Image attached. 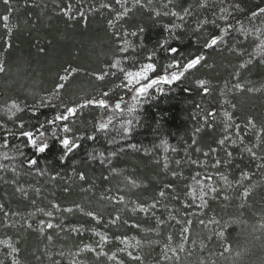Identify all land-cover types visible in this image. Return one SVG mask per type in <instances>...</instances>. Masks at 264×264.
Wrapping results in <instances>:
<instances>
[{
  "label": "trees",
  "instance_id": "1",
  "mask_svg": "<svg viewBox=\"0 0 264 264\" xmlns=\"http://www.w3.org/2000/svg\"><path fill=\"white\" fill-rule=\"evenodd\" d=\"M101 3L111 4L112 10L101 8ZM142 3L144 7L134 6L133 0H128L124 6L130 11L116 20L117 12L123 8L115 0H10L9 5L0 0V17L8 15V25L14 26L8 33L0 19V64L4 67L0 72V125L6 126L0 128V145L5 136L8 141L6 148L0 147V165H4L0 168V204L9 213L4 217L0 212V241L7 240L18 249L9 255L11 249L0 244L3 264H12L13 258L19 264H54L55 261L72 264L73 259L78 264H141L132 260L128 252L141 255L142 264H264V167H258L264 165V159L254 160L244 151L245 146H255L257 155L264 156V132L258 140L255 132L245 127L247 120L252 119L257 129L264 128V56L250 54L255 36L264 32V14H259L264 0H206L203 7L201 0L171 3L152 0L151 5L148 0H142ZM69 4L72 11L66 16L62 9ZM185 9L189 15H185ZM173 11L184 16V20L172 16ZM165 12L169 15H164ZM253 12L258 15L253 17ZM109 20L113 21L111 26ZM202 21L207 23L201 25ZM176 24L181 27H171ZM165 25L170 26L169 31ZM133 31L137 32L136 36L131 35ZM212 35L219 37L220 42L215 48H204L205 39ZM125 40L129 41V47L121 52ZM173 47L178 49L175 54L168 51ZM195 55H204L205 60L189 70L181 81L162 84L143 96L128 94L120 100V109L115 107L114 96H103L106 89L121 83L126 71L145 62L154 63L157 71L164 73L174 59L183 64ZM116 60L120 64L111 67ZM241 64L245 67L240 68ZM71 68L79 71L69 74V80L60 81L65 69ZM101 71L108 75L103 81L96 80L92 73ZM196 76L209 79L206 85L209 94L204 95L193 83ZM57 83H64L65 88L60 90L58 98L48 99ZM236 83L242 84L244 90H236ZM248 88L259 91L248 92ZM91 99H104L108 107H78ZM224 100L231 104H224ZM13 102L22 111L11 109L15 115L9 119ZM66 106L77 107V114L70 119L74 120L71 125L81 139L77 140L78 149L61 159L65 150L51 138L53 126L47 121L63 113ZM225 110L233 113L234 121L225 145L233 154L229 163L223 162L225 151L214 142L225 135ZM209 111L215 113L214 118L208 116ZM21 122L26 130L34 132L45 125L49 138L45 152L37 153L19 136ZM63 122H57V128ZM100 123L107 124V128L98 131ZM235 124L241 126L240 136L236 135ZM90 136L95 139H88ZM210 147L217 148V152L211 153ZM197 148L201 151L197 152ZM5 152L8 159L2 155ZM204 152L209 155L204 156ZM29 158L37 159L35 168L27 167ZM217 159L222 163L213 168ZM177 160L181 161L180 165L175 163ZM192 160L198 163L192 164ZM212 169L227 176L232 187L216 173L215 187L220 192L205 197L208 206L201 209L198 198L192 203L186 196L188 185L197 172L207 174ZM173 171L176 176L172 175ZM80 172L85 174V181L79 180ZM242 172L248 173V178L241 181ZM125 178L134 180L139 187L132 188ZM166 184H173L175 191L164 189ZM18 188L24 192L17 191ZM162 189L168 193L166 198L158 197ZM245 189L249 190L247 197L242 196ZM105 194L123 195L125 203H110L101 198ZM225 195L229 200L223 199ZM154 198L161 201L155 209L147 213L133 211L136 205L152 204ZM51 203L60 204L61 211L52 209ZM186 203L191 207L185 208ZM77 204L84 212L98 213L99 221L77 210ZM37 208L58 215L62 223L53 224L62 225L64 230L45 229L40 233L39 222L43 220L46 224L48 217ZM64 208H73V212H64ZM169 213L176 220H193L189 233L185 234L188 236L185 250L177 249L178 261L162 257L169 235L173 236V248L182 242L181 225L169 219ZM116 217L119 220L111 223ZM157 218L164 223L157 226ZM212 218L220 221V225L210 224L205 228L198 222L203 219L207 223ZM225 224L227 227H223ZM73 227L81 231H70ZM221 230L225 233L223 238L214 234ZM97 233L108 238L102 248L106 256L97 255L101 251ZM49 235L51 241L47 239ZM117 237L127 239L130 246L126 251H118L125 245ZM136 241L141 242V248L131 247ZM84 245H91L96 251L80 252ZM225 247L229 248L228 252L224 251ZM77 252L79 255L73 257ZM112 253H116L115 260L107 258Z\"/></svg>",
  "mask_w": 264,
  "mask_h": 264
},
{
  "label": "snow or ice",
  "instance_id": "2",
  "mask_svg": "<svg viewBox=\"0 0 264 264\" xmlns=\"http://www.w3.org/2000/svg\"><path fill=\"white\" fill-rule=\"evenodd\" d=\"M127 2H128V0H115V3L120 5L121 8H123L122 12H117L116 20H120L122 17L126 16L128 14V12L130 11V9H128L127 7L124 6V5L127 4ZM168 2L171 3L172 0H168ZM3 3L5 5H9L10 0H3ZM151 3H152V0H148V4L151 5ZM205 4H206V0H201V5L200 6L203 7V6H205ZM133 5L134 6L139 5L141 7H144V4L142 3V0H133ZM164 6L167 7V5H164ZM100 7L109 9L110 11L112 10V5L109 4V3H101ZM236 7H237V9H239V5H236ZM9 11H11L10 8H9ZM62 11H64V14L67 16L72 11V6L69 4L67 6V8L66 9H62ZM221 11H226V9H221ZM184 12H185V15H189L190 14L188 12V9H185ZM259 14H264V8L259 9ZM80 15H81V17H83L84 13L81 12ZM156 15L159 16L160 13L157 12ZM164 15H169V13L165 12ZM171 15L178 17L181 21L184 20V16H180L175 11L171 12ZM257 15H258L257 12H253L252 13L253 17H256ZM220 18L221 19H227V17H220ZM0 19H2L4 21V28L7 30V32L11 33L14 26L10 27L8 25L7 22L9 20V16L8 15H4V16L0 17ZM108 23L111 26L113 24V21L109 20ZM204 23H207V21L200 22L201 25H203ZM213 23H215V22L213 21ZM171 27L180 28L181 25L180 24H176V25H173ZM165 30L169 31L170 30V26L165 25ZM140 31L142 32L143 28H141ZM257 31H259V29H257ZM125 35H127V33H125ZM131 35L132 36H136L137 32L133 31L131 33ZM219 42H220V38L215 36V35H212L210 38L205 39L203 47L204 48H215V46ZM128 47H129V41L125 40L124 44H123V47L120 48V51L121 52H126L128 50ZM161 47H164V45H161ZM257 47L260 48L262 51H264V42H262ZM41 51H43V49H41ZM168 51H170L171 53L175 54V53L178 52V49L173 47V48H169ZM148 59L151 60L152 56L150 55L148 57ZM204 60H205V56L204 55H195L194 57L187 59L186 62H184L183 64H181L180 61L174 59L172 61V63L168 64L167 67L164 69V73L165 74L160 75V76H158L155 79H151L146 84H141L136 89V92L139 95L143 96L149 91V89H152L154 86H158V85H161V84L170 85L173 82L181 81V79L183 77H185V74L187 72H189V70H192V69L196 68L198 65H201L202 61H204ZM251 62H252L251 60L247 61V63H249V64ZM119 64H120V61L116 60L115 63L111 65V67L115 68ZM244 67H245V64H241L240 65V68H244ZM172 68L182 69V70L172 71L169 74L168 73V69H172ZM155 70H156V65L154 63H148L147 65L143 66L141 71H139V72H136V73L127 72L126 73V77L129 78L128 79V84H132V79H130L131 77H137V78H142V79L147 80L148 79V72L149 71H155ZM3 71H4L3 64H0V72H3ZM78 71H79V69H77V68L65 69V73L66 74L63 75V76H60L59 80L60 81H67V80H69V74H74V73H77ZM121 71H123V69H121ZM92 75L95 76L96 80L103 81L105 79V77L108 75V73L101 71L99 74L94 72V73H92ZM137 83H139V80H137ZM196 85H197V87L200 89V91L204 95L209 94L210 89H209V87L206 86V85H208V81L207 80L199 79V80L196 81ZM64 88H65V84L64 83H57L55 85V93L59 94L60 90L64 89ZM234 88L236 90H238V91L244 90V86L242 84H240V83H236L234 85ZM186 90H188V89H186ZM246 90L248 92L259 91V89H254V88H248ZM161 91H163V90L161 89ZM103 96L107 97L108 93L104 92ZM133 99H136V97H133ZM225 103H227V101H225ZM89 106H92V107H95V108H107L108 104H107V102L104 99H98V100L97 99H91V100H86L83 104H80L78 107L85 108V107H89ZM115 107H116V109H120V104H116ZM231 107L234 109L236 107V105L233 104V105H231ZM11 109H15L17 112L18 111H22L20 106L18 104H16L15 102H13L12 105L10 106V109H9L10 112H11ZM130 111H131V109H130ZM76 114H77V107H75V106H66L65 107V111L63 113H59V114L55 115L53 120L47 121L48 125H52L53 126L52 129H51V138L52 139H56L58 141V143L61 145V147L65 150L63 155L61 156V159H64L65 156H68L74 150L78 149L79 144L77 143V140H79L81 138L80 137H70L68 135H63V136L58 135L57 132H56V127H59V125H57V122L68 121L70 117L75 116ZM14 115H15V112H11V115L9 116V119H11V116H14ZM208 116L214 118L215 117V113L212 112V111H209L208 112ZM223 117H224V133H225V135H223V138L215 140L214 142L217 144L218 147L222 148L225 151L226 159L223 162L224 163H229L230 162V158L232 157L233 154H232L231 151H227V148L225 147V145H226V142L230 139V136L227 134L228 130H229V128H231L233 126V123H234V121H233V113L225 110L223 112ZM209 126H211V125H209ZM5 127H6L5 125H0V128H5ZM18 127L20 129L19 136L24 137L26 139V141H27V145H30L37 153H43V152H45L47 150V148L49 146V143H48V139L49 138L47 136L48 129L45 128V125H41L40 127L36 128L35 132L33 130H26L25 129V124L23 122L19 123ZM245 127L250 129V130H253L255 132L258 140L261 138L260 137V133L264 132V128L257 129L256 124L253 122L252 119H248L247 120V123H246ZM106 128H107V124L100 123L98 125V127H97V130L98 131L99 130H104ZM235 128L237 130L236 131V135L240 136V128H241L240 124H235ZM7 131H8V133L11 134V129H8ZM60 131L62 133L68 134V133H72V128L69 127L68 124L65 123L60 128ZM197 131H199V129H197ZM37 133H38V135H37ZM88 139H95V137L90 136V137H88ZM193 143H195V141H193ZM232 143L235 144L236 140H232ZM240 143H243V137H240ZM7 145H8L7 136H5L4 143L2 145H0V147H5L6 148ZM131 147L135 148L136 146L135 145H131ZM254 147L255 146H253V147L245 146L244 151H246L250 155V157L252 159H254V160L255 159H264V156H258L257 155L256 151L253 150ZM173 151H175V149H173ZM196 151L200 152L201 149L197 148ZM209 151L211 153H215V152H217V148L210 147ZM2 155H3V157L5 159H8V154L6 152L2 153ZM21 155H23V153H21ZM112 155H115V153H112ZM203 155L204 156H208L209 152H204ZM101 156H103V153H101ZM175 163L177 165H180L181 161L177 160ZM191 163L192 164H197L198 161L197 160H192ZM221 163H222V161L220 159H217L212 164V167L213 168H218L221 165ZM26 164H27V167L29 169H32V168H35L37 166L38 161L35 158H29V159L26 160ZM3 167H4V165H0V168H3ZM164 167H165V169L168 168L167 161H165ZM258 167H264V165H258ZM13 170L15 171V169H13ZM37 171H40V170L37 169ZM112 171H116V170L112 169ZM217 174L219 175V178L222 181H224V183L226 185H228V187H232L231 183L228 181L227 176H225L223 174H220V173H217ZM77 175H78L79 180H81V181H85L86 180V176H85V174L83 172L77 173ZM172 175L176 176L177 173L175 171H173ZM199 176H200V173L197 172L196 175L191 177V179L193 181V184L188 185V188L190 190L187 191L186 196L191 198L192 203H194L196 201V199L198 198L200 200V204L198 205V207L203 209V208H206L208 206V200L205 199V197H208L209 194L219 193L220 189L215 187V186H213L212 183H208L206 185L203 184L202 181L197 178ZM205 178L207 180H209V181H212V179H213L211 174L207 175ZM247 178H248V173L242 172L241 173V181L244 180V179H247ZM104 179L108 180V177H104ZM125 179L128 181V183L131 185L132 188L139 187V185L134 180H129L128 178H125ZM237 183H240V181H237ZM164 189H169L172 192L175 191V188H174L173 184L164 185ZM17 191H20V192L23 193L24 189L18 188ZM37 192H39V189H37ZM24 194L27 195V193H24ZM248 195H249V190L245 189L244 192L242 193V196L243 197H247ZM167 196H168V193H166V191L163 190V189L160 190L159 193H158V197L159 198H166ZM101 198L107 200L110 203L111 202H115V203H118V204L125 203V197L123 195L108 196V195L105 194ZM172 198L173 199H179L178 196H173ZM212 198L215 199L216 197L213 196ZM223 199L225 201H227V200H229V196L225 195L223 197ZM32 203L35 204V201H32ZM160 203H161L160 199L154 198V202L152 204L148 205L147 207L144 206L143 204L136 205V207L133 208V211L135 212V211L139 210L140 212L147 213V212H149L150 209H155L157 207V205L160 204ZM184 206H185V208H188V207H191V204L186 203ZM75 207L80 212H83L84 215L90 217L93 220L99 221L100 217H99L98 213H96L94 211L84 212V209L79 204H77ZM51 208L55 209L57 212L61 211V206L58 203H51ZM37 211L40 212V213H43L47 217H52L53 216V212L52 211H45L44 208H37ZM63 211L71 213V212H73V208H64ZM0 212H3L4 217H8V215H9V213L7 211H4V205H2V204H0ZM12 215H17V214L13 213ZM29 215L33 216V215H35V213H29ZM169 219L176 220V217L171 215V213H169ZM118 220H119V217H116L113 221H111V223L115 224ZM198 222H199V224L204 225L205 228H208V226L210 224L211 225H217V226L220 225V221H218V220H216L214 218L209 219L207 221V223L203 219H200ZM125 223H127V222H125ZM156 223H157V226H159L160 224H163L164 221L160 220L159 218H157ZM176 223L181 225L180 234H181L182 242L180 244H178L176 248H173L172 244H171V242L173 240V236L169 235L167 237L168 243L165 244L164 249L162 251V257H163L164 260H170V259H173V258H175L177 261L180 260V257L178 255H176L177 249L180 252H183L185 250V242H187V240H188V236L185 235V234L189 233V231H190L189 226L193 224V220H191V219H188V220H176ZM27 226L29 228L32 227L31 224H28ZM133 227H139V225H133ZM223 227H227V224L223 225ZM55 228H59L61 231L64 230L62 225H59V224L54 225L51 222H47L45 224V221H43V220H41L39 222V232L42 233V234L45 232V229H55ZM70 231H72V232H80L81 229L73 227V228L70 229ZM214 234L216 236L220 237V238H223L224 235H225L224 231H222V230L218 231V232H215ZM97 235H100V238H101V245H100L101 251L98 252L97 255L98 256H106L107 253L103 252L102 248H103V244L107 243L108 238L105 235L100 234V233H97ZM47 239L49 241H51L53 238H52L51 235H49L47 237ZM117 239H120V238L117 237ZM133 239H135V238H133ZM158 242L159 241H150V243H158ZM192 242H193V244H195L196 241L193 240ZM120 243L125 245L124 248L118 249V251H120V252L126 251L127 248L130 246L127 243V239H120ZM0 244H4V245H6L7 247H9L11 249L9 255H12V254L18 252V249L16 247H13L11 245V243L9 241H7V240L0 241ZM131 247L141 248L142 244H141L140 241H136V244L135 245H131ZM201 247H203V244H201ZM79 251L80 252H84V251L95 252L96 249L93 248L91 245H84V247L81 248ZM224 251L228 252L229 248L225 247ZM169 252L172 253V256L168 255ZM222 254L223 253H221V255ZM60 255L62 256L63 253H60ZM72 255H73V257H75V256L79 255V252L73 253ZM127 255L132 260L140 261L141 264H142L143 257L141 255H135L134 256L132 254V252H128ZM107 258L109 260H115L116 259V253H112V255L107 256ZM0 264H3V261H0ZM12 264H19V260L13 258ZM54 264H59V261H55ZM72 264H78V262L75 259H73Z\"/></svg>",
  "mask_w": 264,
  "mask_h": 264
},
{
  "label": "rangeland",
  "instance_id": "3",
  "mask_svg": "<svg viewBox=\"0 0 264 264\" xmlns=\"http://www.w3.org/2000/svg\"><path fill=\"white\" fill-rule=\"evenodd\" d=\"M256 43L253 45V47L251 48V50H250V54L252 55V56H255V57H257V56H259V57H263L264 56V51H262L260 48H258L257 46L258 45H260L262 42H264V32L263 33H259V35H256L255 36V40H254ZM244 51V50H243ZM242 51V53L244 54L245 52H243ZM241 53V54H242ZM247 54V53H246ZM148 63H150V62H145V63H143L140 67H138V68H136V69H134V70H129V71H126L125 72V75H124V77H123V79L121 80V83H119L118 85H117V87H115V88H117V89H115V88H113V89H115V91H113V89H106L104 92H107L108 93V95H110V96H114L115 97V100L117 101V104H120V100L121 99H125L126 98V96L128 95V94H132V95H135V94H137V92H136V89L141 85V84H146V83H148L151 79H155V78H157L158 76H160V75H163V74H165V73H159L158 71H157V67H156V70L155 71H149L148 72V79L147 80H145V79H142V78H137V77H131L130 79H132V84H128V77H126V73L127 72H132V73H136V72H139V71H141V69H142V67L143 66H145V65H147ZM169 71H168V73L170 74L171 72H172V70H170V69H168ZM174 71H178V70H174ZM199 79H203V80H207L208 82H209V79L207 78V77H205V76H196L192 81H193V83L194 84H196V81L197 80H199ZM137 80H139V83H137ZM162 85V84H161ZM161 85H158V86H154L152 89H149V91H155L157 88H159ZM103 92V93H104ZM51 97H53V94H52V96ZM48 99H50V98H48ZM56 99V98H55ZM225 101L226 100H224L223 101V103L224 104H226V105H230L231 103L229 102H227V103H225ZM74 120L73 119H70L69 118V120L66 122V124H68V126L69 127H71L72 128V133H68V134H65V133H62L61 131H60V128H57L56 127V130L58 131V133H60L61 135H68V136H70V137H77V132L75 131V129L72 127V123H74L73 122ZM60 123V122H59ZM58 124V123H57ZM61 124V123H60ZM63 124H65L64 122H63ZM210 172H208L207 174H205V173H201L200 174V176L199 177H197L198 179H200L201 181H202V183L203 184H208V183H212L213 184V186H215V182H217V180H216V178L218 177L217 176V170L216 169H212V170H209ZM209 174H211L212 175V177H213V179H212V181H209V180H207L205 177L207 176V175H209ZM196 175V174H195ZM192 184H193V181H192ZM198 187V186H197ZM199 200V199H198ZM200 201V200H199ZM47 217V216H46ZM58 221V223H62V219H61V221H60V219H59V217H58V215H53L52 217H48V219L46 218V223L47 222H51V223H53V222H57Z\"/></svg>",
  "mask_w": 264,
  "mask_h": 264
},
{
  "label": "clouds",
  "instance_id": "4",
  "mask_svg": "<svg viewBox=\"0 0 264 264\" xmlns=\"http://www.w3.org/2000/svg\"><path fill=\"white\" fill-rule=\"evenodd\" d=\"M59 97V94H56L55 92L53 93V97H49L50 99L51 98H58ZM135 100V99H134ZM237 255H239V253H237Z\"/></svg>",
  "mask_w": 264,
  "mask_h": 264
}]
</instances>
